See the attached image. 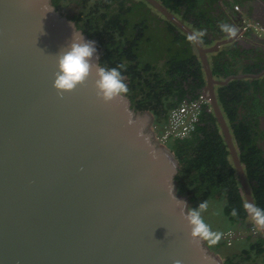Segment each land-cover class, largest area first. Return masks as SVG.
<instances>
[{
    "label": "water",
    "instance_id": "1",
    "mask_svg": "<svg viewBox=\"0 0 264 264\" xmlns=\"http://www.w3.org/2000/svg\"><path fill=\"white\" fill-rule=\"evenodd\" d=\"M148 1L186 35L194 32ZM44 3L53 6L0 0V264H221L206 242L191 239L171 198L173 189L190 205L178 193L177 161L156 139L152 115L135 111L126 95L102 103L92 78L57 95L56 54L69 43L74 22L54 6L44 14ZM227 41L194 47L206 82L202 94L245 202L254 203L215 92L246 75L216 79L208 60Z\"/></svg>",
    "mask_w": 264,
    "mask_h": 264
},
{
    "label": "trees",
    "instance_id": "2",
    "mask_svg": "<svg viewBox=\"0 0 264 264\" xmlns=\"http://www.w3.org/2000/svg\"><path fill=\"white\" fill-rule=\"evenodd\" d=\"M69 1L72 0H51V3L55 9L74 22L77 30L96 43L100 53L98 62L101 66L112 68L124 65L121 72L129 89L126 96L135 111L153 114L154 135L167 123L172 107L177 106L183 99L198 97L205 83L204 72L196 53H192V50L196 49L193 43L187 40L186 35H180L187 41L186 47L180 51L187 50L188 55L181 52L180 56L172 52V55H167L168 62L160 67L158 60L161 58L162 47L156 49L155 57L150 56L151 51L143 46L145 28H133L129 33L124 28L125 21L121 22L116 17L117 13L108 14L109 10L103 13V8L107 9L109 4H100L94 10L85 12L80 10L81 4H69ZM171 8L177 10L176 7ZM190 10L191 7L187 9L186 15ZM200 10L203 12L204 8ZM202 12L201 15L205 16ZM204 21L207 25L212 22L211 19ZM210 64L215 77L224 78L238 71L232 62L227 60L225 52L211 54ZM246 89L247 85L243 79H233L226 85L216 86L215 92L223 116L230 123L234 143L251 184L254 203L264 208V174L261 170L264 168V163L261 162L263 160L258 154L259 149H256L251 140L249 126L244 121L234 122ZM204 106L198 124L196 123L191 134L183 138H170L166 142L177 161L174 180L178 193L196 203L225 199L220 211L224 227L217 232L224 233L237 222L244 220L249 228L253 223L243 208L245 201L240 193L239 182L223 135L210 104ZM233 209L237 212L236 216L231 215ZM209 248L220 257L221 264H264V240L260 234L247 233L242 237H235L229 245L227 240L222 238Z\"/></svg>",
    "mask_w": 264,
    "mask_h": 264
},
{
    "label": "flooded vegetation",
    "instance_id": "3",
    "mask_svg": "<svg viewBox=\"0 0 264 264\" xmlns=\"http://www.w3.org/2000/svg\"><path fill=\"white\" fill-rule=\"evenodd\" d=\"M155 1L160 5L166 7L168 11L174 14L181 22L186 24L193 31H205L206 34L203 38V46L208 47L214 45L218 41L228 40L227 42L219 45L218 51L208 54V60L210 63L211 54L215 55L220 52H225L227 60L232 62V65L238 69L236 74L246 75L244 78H240L246 82L247 89L244 91L245 96L243 98V102L241 103V105L238 106L237 118L234 122L239 123L240 121H244L246 125L249 126L251 140L253 141L256 149H259L258 154H260L259 156L263 160L261 161L263 164L264 0ZM69 2V4H81L79 8H81L80 10H83L85 12H88L89 10H94L95 8L99 7L100 4H109L107 9L103 8V13H105L107 10H109V12H107L108 14L117 13L118 15L116 17H118L121 22L125 21L124 28L126 31H129L130 33L133 28H145L146 33L143 36V40L145 41L143 43V46L147 47V50L151 51H149L151 53L150 56L155 57L154 54H157L156 49L162 47L160 51L161 58L158 60V66L160 67L163 66L165 62H168V54L169 56L173 53L180 55L182 52V54L186 53V55H188L187 50L184 52L180 51L181 49L186 47L187 43V41L183 40L180 35L186 34L148 0H72ZM170 6L176 7L177 10L171 8ZM190 7L191 10L189 11V14L186 15L187 9ZM200 8H204V11L202 12ZM201 12L205 13V16L203 14L201 15ZM204 19H211V24L207 25ZM105 22H107V19L105 20ZM225 23L236 27L237 33L234 37H229L226 33H223L221 31L220 25ZM176 36L179 37L176 38ZM173 37H175V39H172ZM186 37H188V35H186ZM192 53H196L198 57L197 50H192ZM215 78L221 80L225 79L226 77ZM202 90L203 88H201L199 93H202ZM187 100L183 99L180 103L185 102ZM151 115L154 122V116L153 114ZM224 119L230 129L229 121L225 117ZM191 132L189 134H191ZM257 169L260 170L259 168ZM261 170L264 174V168H262ZM247 182L250 186V191L252 193L251 184L249 183L248 179ZM239 189L241 191V195L244 198L240 184ZM223 201H225V199H223ZM223 201L218 202L223 203ZM197 203L190 201L189 206L191 208H196ZM246 223L247 221L245 220L239 221L229 229L233 233L232 240L235 239V237H241L236 232H238L239 229L243 228H246L248 234L251 233L254 235H261V232L253 233L251 230V226H249L248 228L246 226Z\"/></svg>",
    "mask_w": 264,
    "mask_h": 264
},
{
    "label": "clouds",
    "instance_id": "4",
    "mask_svg": "<svg viewBox=\"0 0 264 264\" xmlns=\"http://www.w3.org/2000/svg\"><path fill=\"white\" fill-rule=\"evenodd\" d=\"M51 11H54V7L44 3V14ZM69 24L73 29L72 37L67 46L56 54L57 70L53 73L52 87L56 90L57 95L63 98L65 93H71L77 87L84 86L90 78H92L95 94L102 103H111L118 97L126 95L129 89L121 72L124 65L107 68L101 66L99 62L94 63L95 42L85 40L81 32L76 33L74 24L72 22ZM220 29L229 37H234L237 33L235 26L226 23L221 24ZM205 34L203 30H196L187 37V40L193 44H203ZM170 195L180 207V216L186 222L192 240L206 242L209 247H212L222 239L223 233L213 231L203 218L202 213L208 208L207 202H202L196 208H191L186 202L175 198L173 189ZM243 208L254 226L258 230H264V208L248 202L243 204ZM231 215H237L235 209L232 210ZM172 264H182V261L174 259Z\"/></svg>",
    "mask_w": 264,
    "mask_h": 264
},
{
    "label": "built area",
    "instance_id": "5",
    "mask_svg": "<svg viewBox=\"0 0 264 264\" xmlns=\"http://www.w3.org/2000/svg\"><path fill=\"white\" fill-rule=\"evenodd\" d=\"M207 103L209 101L202 93H199L198 97L182 102L172 108L169 111L167 123L162 129L156 131V139L160 143L166 144L170 138H183L188 135L194 129L199 120L200 112ZM251 230L253 233L260 232L254 224L251 225ZM223 238L227 240L228 245L231 244L232 231L224 232Z\"/></svg>",
    "mask_w": 264,
    "mask_h": 264
},
{
    "label": "rangeland",
    "instance_id": "6",
    "mask_svg": "<svg viewBox=\"0 0 264 264\" xmlns=\"http://www.w3.org/2000/svg\"><path fill=\"white\" fill-rule=\"evenodd\" d=\"M200 203L196 204V207L199 205ZM208 208L205 212L202 213L203 218L205 220L206 223H208L209 225H211L210 227L213 228L212 230L214 231H218L221 229V227H224V223L221 220V205L223 203L221 202H214V201H208ZM220 218V219H219ZM249 220H251V218L249 217ZM248 231H246V228L244 229H239L238 233L241 237L243 235H245Z\"/></svg>",
    "mask_w": 264,
    "mask_h": 264
}]
</instances>
